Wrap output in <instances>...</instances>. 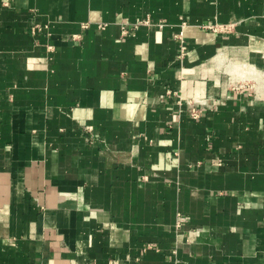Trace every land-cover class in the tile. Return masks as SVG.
Segmentation results:
<instances>
[{
    "label": "crops",
    "instance_id": "crops-1",
    "mask_svg": "<svg viewBox=\"0 0 264 264\" xmlns=\"http://www.w3.org/2000/svg\"><path fill=\"white\" fill-rule=\"evenodd\" d=\"M0 264H264V0H0Z\"/></svg>",
    "mask_w": 264,
    "mask_h": 264
},
{
    "label": "built area",
    "instance_id": "built-area-1",
    "mask_svg": "<svg viewBox=\"0 0 264 264\" xmlns=\"http://www.w3.org/2000/svg\"><path fill=\"white\" fill-rule=\"evenodd\" d=\"M145 24H149V25H156V26H163L164 25V22L162 20H158L157 22H153L150 20V18L148 16L144 17V18H141L139 20H135V21H120L118 22V26H119V34L121 36H124V35H127L128 33L131 32V30L137 28L138 26L140 25H145ZM185 24V21L182 20L181 23H180V26H183ZM83 26H87V23H83L82 24ZM99 26H103L104 23H100L98 24ZM204 27L206 28H209L215 32H224V31H229L231 28H232V23H212V24H204L203 25ZM31 32H35L37 30H41L42 29V26L38 23H35L33 24L31 27ZM174 38L177 40V45H178V48H179V54H178V59L181 60L186 52H187V46H186V43H185V39L183 37V33L182 31H178L176 33H174ZM73 38H77L78 35L77 34H73L72 35ZM47 48L49 50H53V45H48ZM171 90L170 89H167L166 90V93H170ZM178 103H180V100L177 101ZM194 102L192 101H188V104L190 106L189 108V115L193 118V119H197L199 118L201 115H202V112H203V109L201 107H197L193 104ZM87 130H89V127L87 126L86 128ZM177 221H176V224L177 225H180V222L186 220V216L181 214V213H177Z\"/></svg>",
    "mask_w": 264,
    "mask_h": 264
}]
</instances>
